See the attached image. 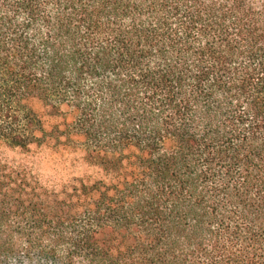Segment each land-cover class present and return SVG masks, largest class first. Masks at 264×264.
Instances as JSON below:
<instances>
[{
    "label": "trees",
    "instance_id": "1",
    "mask_svg": "<svg viewBox=\"0 0 264 264\" xmlns=\"http://www.w3.org/2000/svg\"><path fill=\"white\" fill-rule=\"evenodd\" d=\"M0 264H264V0H0Z\"/></svg>",
    "mask_w": 264,
    "mask_h": 264
}]
</instances>
